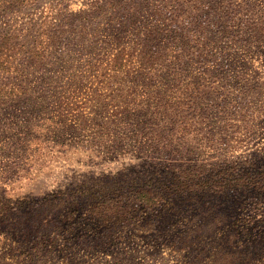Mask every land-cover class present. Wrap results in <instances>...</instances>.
I'll list each match as a JSON object with an SVG mask.
<instances>
[{
    "label": "rangeland",
    "instance_id": "1",
    "mask_svg": "<svg viewBox=\"0 0 264 264\" xmlns=\"http://www.w3.org/2000/svg\"><path fill=\"white\" fill-rule=\"evenodd\" d=\"M0 5V264H264V0Z\"/></svg>",
    "mask_w": 264,
    "mask_h": 264
},
{
    "label": "trees",
    "instance_id": "2",
    "mask_svg": "<svg viewBox=\"0 0 264 264\" xmlns=\"http://www.w3.org/2000/svg\"><path fill=\"white\" fill-rule=\"evenodd\" d=\"M1 7H2V5H0ZM3 7H9V6H7V5H3ZM101 8V7H100ZM98 10V8H95V6H94V4H91V7L90 8H88V9H83L82 11L86 14V15H92L95 11H97ZM105 11V10H104ZM55 17V16H54ZM53 17V18H54ZM52 18V19H53ZM66 20V21H65ZM68 20H70V18H66V19H63L62 21H64V22H68ZM62 21L60 22V24H58L57 25V28H55V27H53L54 26V24H56L54 21H50V22H48V31H50V34L48 35V46L49 45H51V44H55L56 42H61L62 41V39H64V38H62V37H64V33H66L68 30H66V29H64L63 28V24H62ZM85 22L83 23V25H84V28L86 29V27H85ZM121 25V24H120ZM70 27H69V29L71 30V31H73L74 29H77L79 26H77V25H73V23H70V25H69ZM80 27H81V25H80ZM52 28H53V30H52ZM72 36H75V35H70V37H72ZM60 38H62V39H60ZM113 39L115 40V42H117V43H122L123 42V40H124V37H121V36H114L113 37ZM9 45V43L8 44H6V47L8 48V49H10V48H12L13 47V44H11L10 43V47L8 46ZM144 46H146V44H144ZM126 52H127V49H125V48H122L121 50H120V55L118 56V58H117V60H116V63H118L119 65H123V63H125V62H127V61H129V59H127V58H125L124 57V55L123 54H126ZM3 55V52L1 51L0 52V70H3V69H7V66L5 65V63L7 62L5 59H2V56ZM6 71V70H5ZM2 208V207H1ZM2 210H3V208H2ZM0 213H1V211H0Z\"/></svg>",
    "mask_w": 264,
    "mask_h": 264
}]
</instances>
